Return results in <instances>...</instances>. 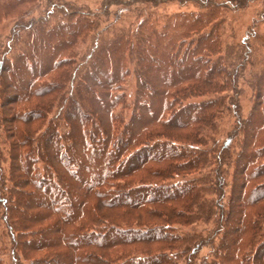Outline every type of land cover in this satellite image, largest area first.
<instances>
[{
  "label": "trees",
  "instance_id": "1",
  "mask_svg": "<svg viewBox=\"0 0 264 264\" xmlns=\"http://www.w3.org/2000/svg\"><path fill=\"white\" fill-rule=\"evenodd\" d=\"M173 1L198 9L116 27L107 7L0 0V264H264V0H132Z\"/></svg>",
  "mask_w": 264,
  "mask_h": 264
},
{
  "label": "rangeland",
  "instance_id": "2",
  "mask_svg": "<svg viewBox=\"0 0 264 264\" xmlns=\"http://www.w3.org/2000/svg\"><path fill=\"white\" fill-rule=\"evenodd\" d=\"M65 4H73L76 7L82 8L85 11L97 12L102 14L103 8H108L110 16H108V21L114 19L119 20L116 27L127 26V24L134 20L138 12L143 9V15L150 11H156L159 15L171 14L178 11H191L198 9L197 4L193 1H187L184 3L167 2L158 4L156 6H149L143 3H133L132 0H59ZM221 1V0H215ZM112 2V4H110ZM110 4V5H109ZM43 7V3H40V8ZM145 8V9H144ZM261 4L259 2L253 1L250 2L247 6L241 9H227L224 13L225 23L221 28V39L224 43H231L239 41L246 34L247 30L252 26L253 21L257 18L259 11L261 10ZM38 11H33V15H36ZM107 21V20H106ZM106 21L102 24L105 25ZM105 23V24H104ZM15 24L13 18H8L0 22V42H4L6 36H8ZM135 90L134 79L128 77L126 83L123 86V92L125 93V99L127 105H130L133 100ZM250 92H245L240 99V107L242 109V114L245 115L250 106L251 99L249 98ZM123 116L128 117L129 108L124 109L120 112ZM232 126L231 120L228 121V118L224 116L222 120H218L217 129L221 131L220 136L223 137L225 132L230 129ZM222 140V139H221ZM210 144H207L206 147H209ZM204 227L199 226L198 229ZM0 235L2 236L4 242L7 241V238L4 234V228L0 223ZM8 247V245H6ZM7 249V248H6ZM6 252V250H5ZM207 249H202L201 254H205ZM6 253H4L3 258ZM8 256H5L7 260Z\"/></svg>",
  "mask_w": 264,
  "mask_h": 264
}]
</instances>
